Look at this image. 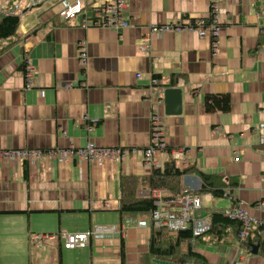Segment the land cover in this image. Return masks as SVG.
<instances>
[{
	"label": "crops",
	"instance_id": "1",
	"mask_svg": "<svg viewBox=\"0 0 264 264\" xmlns=\"http://www.w3.org/2000/svg\"><path fill=\"white\" fill-rule=\"evenodd\" d=\"M212 5L219 9L223 26L218 57L212 56V41L195 32L151 35V53L142 51L149 25L208 18ZM59 10V0H40L35 6L29 0H0V13L14 12L21 20L14 42L0 55V150L84 147L93 141L139 152L104 166L78 158L64 164L46 157L36 164L0 161V264H86L88 257L92 264L94 247L97 264H121L122 239L127 264H139L147 256L151 230L135 225L122 230L127 217L122 220L118 209L122 176L144 182L138 197L171 195L166 188L149 187L152 170L144 167L140 152L150 143V99L158 103L155 110L166 142L159 156L161 169L178 152L176 166L192 170L179 178L180 188L200 193L201 213H224L232 202L223 205L228 197L202 193L196 170L237 182L231 195L264 223V206L256 207L264 202V145L259 142L264 123V0H128L130 25L121 32L83 28L81 16L64 21ZM80 42L88 51L85 67L78 60ZM26 61L38 71L29 90ZM68 82L72 88L63 87ZM168 87L182 89L180 114L166 113ZM224 93L231 97V110L207 113L205 96ZM96 224L116 225L120 233L92 241L84 250L65 249L58 238L41 245L32 238L86 232ZM257 229L253 224L252 232ZM189 242L207 264H264L263 254L242 247L233 227ZM181 248L185 254L188 241ZM150 264L203 263L152 258Z\"/></svg>",
	"mask_w": 264,
	"mask_h": 264
},
{
	"label": "built area",
	"instance_id": "2",
	"mask_svg": "<svg viewBox=\"0 0 264 264\" xmlns=\"http://www.w3.org/2000/svg\"><path fill=\"white\" fill-rule=\"evenodd\" d=\"M30 6L40 3V0H29ZM128 0H59L60 10L59 16L64 21L82 17V27H102L121 32L127 28L130 23L126 18V8ZM223 30L220 22V13L217 6H211V12L208 18H199L196 20H188L187 22L177 21L166 24H151L148 26V32L142 39L141 49L147 53H151L149 37L151 35L163 36L171 32H195L200 38H208L212 41V56L218 57L219 44L217 38ZM151 55V54H150ZM88 51L84 42L79 43L78 60L85 67L88 63ZM156 60V57H153ZM25 89L29 90L34 87V81L37 76V68L26 61L24 66ZM153 83L157 84L159 80L153 78ZM65 88H72L71 82L65 83ZM161 102V100H158ZM153 111L150 114V143L148 147L140 152L143 155V165L146 169H158L162 167L159 156L166 150V142L163 131V123L160 115L155 110L157 102L150 99ZM87 121V117H84ZM86 127L90 129L92 124L87 121ZM259 142L264 145V123L259 127ZM139 152L136 148L127 147H100L93 141H89L84 147L70 146L68 148L55 149H5L0 150V161H9L13 163L36 164L42 157L49 160L55 159L59 163L64 164L73 158L79 161H88L90 164L104 166L109 162H124L130 155L135 156ZM237 155V152H234ZM179 154L174 152V158L177 159ZM238 159V156H237ZM183 164L185 158H182ZM151 196L154 198V209L149 217L140 219H128L125 221L122 230L126 227L135 225L139 228L162 227L170 232L178 233L179 231L191 230L192 240L209 233L212 230V222L209 216L201 213L202 198L194 192L190 187L184 186L182 193L174 198L164 197L157 193ZM224 196L228 197L232 205L224 210L225 216L230 219L239 220L243 224V228L238 235L240 243L245 242L252 237L254 233L253 224H257L260 230L264 232V223H258L257 220L250 215L248 205L241 199L235 198L230 194L229 190L224 192ZM109 206V203H106ZM264 202L256 204L258 209H262ZM116 225L96 224L86 232H68L61 231L55 234H35L33 241L37 245H41L43 240L60 239L65 249L84 248L89 246L92 241H99L107 237L119 234Z\"/></svg>",
	"mask_w": 264,
	"mask_h": 264
},
{
	"label": "trees",
	"instance_id": "3",
	"mask_svg": "<svg viewBox=\"0 0 264 264\" xmlns=\"http://www.w3.org/2000/svg\"><path fill=\"white\" fill-rule=\"evenodd\" d=\"M20 17L14 12L0 13V55L13 43L14 36L17 34L20 26ZM157 78V77H156ZM173 85L176 81L173 80ZM231 97L229 94H207L205 96L204 109L207 113L229 112L231 110ZM192 171L191 169H179L176 166L175 159L168 161L164 169H152L147 180L150 188H166L171 192L169 198H174L182 193L179 185V178ZM202 179L201 192L210 193L214 197H224L226 190L233 191L237 187V182L229 179H223L214 174H207L196 170ZM144 182L134 176H122L120 180V207L118 209L120 218L140 219L149 217L154 209L153 197H138L137 190ZM230 192V194H231ZM197 194H200L196 191ZM212 230L209 233L221 235L227 227H233L235 236H238L243 228V224L239 220L230 219L222 212H214L211 214ZM151 240L147 256L144 255L139 264H150L152 258H178L180 261L196 259L203 264H207L206 258L193 250L191 243L192 231L184 230L172 235L169 230L162 227L150 228ZM175 237V238H174ZM188 241V250L182 253V242ZM258 244L259 253L264 255V239L260 237V229L254 232L252 237L242 243V247L247 251H252V246ZM121 264L126 263L125 241L121 240Z\"/></svg>",
	"mask_w": 264,
	"mask_h": 264
},
{
	"label": "water",
	"instance_id": "4",
	"mask_svg": "<svg viewBox=\"0 0 264 264\" xmlns=\"http://www.w3.org/2000/svg\"><path fill=\"white\" fill-rule=\"evenodd\" d=\"M161 99V98H160ZM164 104L168 115L180 114L182 112V89L179 87H168L164 90ZM259 245L252 246V254L259 252Z\"/></svg>",
	"mask_w": 264,
	"mask_h": 264
},
{
	"label": "rangeland",
	"instance_id": "5",
	"mask_svg": "<svg viewBox=\"0 0 264 264\" xmlns=\"http://www.w3.org/2000/svg\"><path fill=\"white\" fill-rule=\"evenodd\" d=\"M227 198V197H226ZM228 199L229 198H227V199H223V201H225V203L223 204V205H226L227 203H228ZM230 207H231V205H230ZM88 246H86V247H84V248H87ZM84 248H81V249H83L84 250ZM86 250V249H85ZM88 251H89V249H87ZM74 252H76V250H73V251H71V252H66V251H64V255H67V254H69V253H74ZM89 256H90V251H89ZM92 264H97V262H98V259H97V252L95 251V247H94V249H93V254H92ZM88 259V262H89V257L87 258ZM87 261H86V264H89ZM64 263L66 264V261H64ZM58 264H59V262H58Z\"/></svg>",
	"mask_w": 264,
	"mask_h": 264
}]
</instances>
